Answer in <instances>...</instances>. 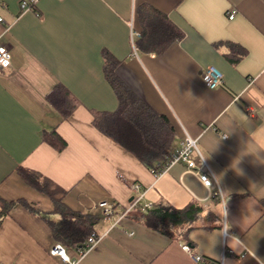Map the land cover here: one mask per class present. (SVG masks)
<instances>
[{"label":"crops","instance_id":"obj_1","mask_svg":"<svg viewBox=\"0 0 264 264\" xmlns=\"http://www.w3.org/2000/svg\"><path fill=\"white\" fill-rule=\"evenodd\" d=\"M21 1L0 0V45L11 54L0 73V198L28 207L15 204L0 223V264H66L51 255L50 223L60 215L19 178L18 167L64 190L70 211L97 218L94 246L81 257L64 247L77 264H197L183 245L202 264H264V0H37L35 12L21 11ZM142 7L166 16L184 38L161 55L138 50ZM131 29L139 35L136 53ZM230 44L246 51L235 65L225 57ZM103 52L118 62L117 77L169 119L176 149L184 133L195 140L213 188L183 163L156 177L92 126L91 111L117 108ZM208 66L222 73L223 87L203 85ZM57 85L79 101L66 120L45 99ZM53 130L66 142L61 152L42 141ZM191 157L202 167L198 154ZM133 184L144 206L201 208L185 239L102 216L105 202L130 205Z\"/></svg>","mask_w":264,"mask_h":264},{"label":"trees","instance_id":"obj_2","mask_svg":"<svg viewBox=\"0 0 264 264\" xmlns=\"http://www.w3.org/2000/svg\"><path fill=\"white\" fill-rule=\"evenodd\" d=\"M33 11L35 12L34 8ZM138 15L142 30L136 47L141 52L161 55L170 45L184 38L183 32L158 11L142 7ZM102 55L104 78L115 94L117 108L113 112L91 111V124L153 174L160 175L176 150L178 138L175 127L166 116L156 114L117 77L118 62L109 53L103 52ZM245 55L244 48L230 44L225 57L235 65ZM45 99L62 120L68 119L79 106V101L60 85L55 86ZM42 141L58 152L66 147V142L54 130L43 132ZM16 173L26 185L46 195L53 202L54 211L60 215L57 222L50 223L55 242L84 252L88 239L94 235L97 218L67 209L62 203L66 192L39 173L23 167H18ZM17 203L28 207L23 201H5L0 198V223ZM262 204L264 205V200ZM201 213V208L193 205L181 209L162 205L145 208L139 203L125 217L142 223L171 240L179 241L186 238Z\"/></svg>","mask_w":264,"mask_h":264},{"label":"built area","instance_id":"obj_3","mask_svg":"<svg viewBox=\"0 0 264 264\" xmlns=\"http://www.w3.org/2000/svg\"><path fill=\"white\" fill-rule=\"evenodd\" d=\"M37 0H23L20 2V9L23 12L33 11V6L36 4ZM235 12L232 11L228 14V19L232 20ZM132 28V27H131ZM131 42L133 45V51L136 53L138 50L134 45V39L138 38L139 35L135 31L131 29L130 32ZM11 66V54L9 49L0 45V73L9 68ZM200 78L203 85L208 89H216L223 87V75L222 73L214 66H208L203 68L200 72ZM223 139L226 136H222ZM193 153L198 154L199 159L202 162V167L197 166L196 161L191 157ZM183 163L186 166V173L193 175L205 188L211 189L216 184L215 179L212 176H209L208 173H205L204 170L207 169L204 160L198 153L197 146L195 140L190 138L187 133H184L183 138L179 147L172 153L170 159L168 160L165 169L163 171L166 172L171 166ZM162 173V174H163ZM156 177L160 175L154 174ZM131 192L134 194V198L131 201L130 205L126 208L116 207L108 202H105L101 205L102 207V216L105 218H109L113 221V225L117 224L125 215L137 204H139L143 198V191L138 184H133L131 186ZM214 196H217L218 193H213ZM145 208H150V205H145ZM99 241V238L95 235H92L86 245L85 251L80 252L79 256L81 257L87 250H89L92 246H94ZM183 250L189 255V257L197 264L204 263L205 259L202 256H199L190 251V248L186 245L182 246ZM51 255L60 258L66 264H77V260H70L66 255L65 249L60 244L56 243L51 248Z\"/></svg>","mask_w":264,"mask_h":264}]
</instances>
